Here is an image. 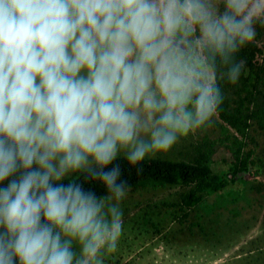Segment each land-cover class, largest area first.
Here are the masks:
<instances>
[{
    "label": "clouds",
    "instance_id": "1",
    "mask_svg": "<svg viewBox=\"0 0 264 264\" xmlns=\"http://www.w3.org/2000/svg\"><path fill=\"white\" fill-rule=\"evenodd\" d=\"M257 26L264 0H0V264H104L118 156L136 166L209 127Z\"/></svg>",
    "mask_w": 264,
    "mask_h": 264
},
{
    "label": "rangeland",
    "instance_id": "2",
    "mask_svg": "<svg viewBox=\"0 0 264 264\" xmlns=\"http://www.w3.org/2000/svg\"><path fill=\"white\" fill-rule=\"evenodd\" d=\"M220 123L216 115L169 152L149 156L186 161L203 137L222 136ZM252 136L245 149H217L213 167L228 185L201 193L191 204H180L183 190L177 187L127 193L118 250L104 264H264V131ZM248 150L254 153L247 170L234 173L233 163Z\"/></svg>",
    "mask_w": 264,
    "mask_h": 264
},
{
    "label": "trees",
    "instance_id": "3",
    "mask_svg": "<svg viewBox=\"0 0 264 264\" xmlns=\"http://www.w3.org/2000/svg\"><path fill=\"white\" fill-rule=\"evenodd\" d=\"M235 59L243 61L244 67L239 82L230 84L226 79H217L224 102L218 110L221 120L222 136L203 137L193 145V154L188 160H174L162 156H147L138 165H131L124 156H118L117 163L122 168L121 179L127 182L126 192L139 187L147 189L173 188L183 190L180 204H191L201 193L213 192L228 185L213 167L214 154L222 145L245 149L254 142L252 132L264 131V27L257 26L255 39L244 46ZM254 150L242 153L233 163L232 171L240 173L247 170ZM143 171L138 174V169ZM84 182L82 174H75L65 182ZM100 196L106 195L105 186L94 181L85 183Z\"/></svg>",
    "mask_w": 264,
    "mask_h": 264
}]
</instances>
